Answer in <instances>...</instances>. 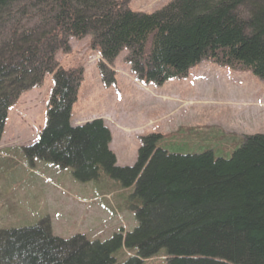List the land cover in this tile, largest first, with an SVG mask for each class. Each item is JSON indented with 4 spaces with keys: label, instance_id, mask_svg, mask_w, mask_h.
Here are the masks:
<instances>
[{
    "label": "trees",
    "instance_id": "1",
    "mask_svg": "<svg viewBox=\"0 0 264 264\" xmlns=\"http://www.w3.org/2000/svg\"><path fill=\"white\" fill-rule=\"evenodd\" d=\"M129 1L0 0V139L9 107L51 75L45 127L26 157L69 168L78 182L104 172L132 188L137 223L105 242L55 237L44 221L0 229V264H114L121 246L133 264L161 250L166 264H264V134L245 136L228 158L168 153L150 134L135 164L117 167L102 120L71 126L83 69L56 60L88 36L103 81L123 50L144 85L179 79L202 60L264 81V0H173L151 14Z\"/></svg>",
    "mask_w": 264,
    "mask_h": 264
},
{
    "label": "rangeland",
    "instance_id": "2",
    "mask_svg": "<svg viewBox=\"0 0 264 264\" xmlns=\"http://www.w3.org/2000/svg\"><path fill=\"white\" fill-rule=\"evenodd\" d=\"M171 1L130 0L128 7L151 14ZM88 42V36L72 40L68 53L56 55L63 69H83L70 124L112 117L119 124L109 120L117 167L134 165L140 138L150 134L162 136L158 147L168 153L207 150L215 158H228L245 136L264 134V81L250 72L202 60L179 79L144 85L134 79L123 50L109 66L113 75L105 74L103 81ZM52 85V76L46 75L8 109L0 139V229L44 221L55 237L81 235L90 242L131 232L137 226L130 207L132 188H123L104 172L96 180L78 182L69 168L26 157L23 148L45 127ZM113 257L114 264H133L135 255L121 246ZM139 264H166L165 253L161 250Z\"/></svg>",
    "mask_w": 264,
    "mask_h": 264
},
{
    "label": "crops",
    "instance_id": "3",
    "mask_svg": "<svg viewBox=\"0 0 264 264\" xmlns=\"http://www.w3.org/2000/svg\"><path fill=\"white\" fill-rule=\"evenodd\" d=\"M96 119H101V120H103L104 121V123H105V125L109 128V130H110V135H111V142H110V144H109V149L112 151V148H111V145H112V131H111V127H110V125H109V120H110V122H113L115 125H117V126H119V124L114 120V119H112V117H105V116H101V115H99V116H93V117H90V120L89 119H83V118H80V119H78L74 124L73 123H71V125L72 126H79V125H82V124H84V123H86V122H89V121H91V120H96ZM86 120H89V121H86ZM86 121V122H85ZM113 152V151H112Z\"/></svg>",
    "mask_w": 264,
    "mask_h": 264
}]
</instances>
